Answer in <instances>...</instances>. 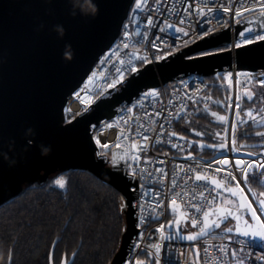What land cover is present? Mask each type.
I'll use <instances>...</instances> for the list:
<instances>
[{"label":"water","instance_id":"95a60500","mask_svg":"<svg viewBox=\"0 0 264 264\" xmlns=\"http://www.w3.org/2000/svg\"><path fill=\"white\" fill-rule=\"evenodd\" d=\"M133 1L0 0V206L19 197L29 186L45 185L70 170L91 173L117 190L123 199L125 226L119 248L109 264H121L126 259L128 246L137 231L133 201L138 182L126 178L121 171H113L95 155L98 150L92 136L100 123L113 120L120 107L129 105L140 94L151 93L184 75L204 78L214 75L218 79L224 70L264 73V40L234 50L227 48L231 37L237 40L252 33L256 18L250 16L237 22L232 32L228 27L213 32L167 58L144 65L119 88L106 90L84 111L66 121L68 100L117 39ZM210 51L214 54L201 55ZM251 128L264 132V122ZM195 143L200 148L221 150L208 146L220 143L197 140ZM240 146L264 149V140ZM212 180L219 181L208 177L204 182L213 186L216 193L233 200L235 206L210 208L208 224L220 223L229 210L239 219L224 220L220 228L209 227L205 234L188 240L187 235L200 230L193 227L181 206L173 203L177 207L168 206L166 232L173 233L184 243H194L222 232L263 244L258 237L239 235L235 230L264 231L260 222L252 219V209H247L248 202L241 190L220 181L217 188ZM256 197L264 209V197ZM241 204L245 207L241 208ZM177 220L178 225L174 223ZM245 221L249 222L247 226ZM228 227L234 231H225ZM53 249L54 245L48 264H53ZM192 255L195 264H200L196 247L192 248ZM72 259L67 263L63 260L61 264H70Z\"/></svg>","mask_w":264,"mask_h":264},{"label":"built area","instance_id":"2783aa9c","mask_svg":"<svg viewBox=\"0 0 264 264\" xmlns=\"http://www.w3.org/2000/svg\"><path fill=\"white\" fill-rule=\"evenodd\" d=\"M223 7H229L232 11L225 13ZM209 8L213 11L208 12ZM237 9L242 12L239 17L234 15ZM149 15L153 21L151 27L147 24ZM250 16L256 18L252 33L237 40L231 37L227 46L231 50L237 48V44H249L247 40L250 38H255L256 42L261 40L260 36H264V0H146V3L142 2L139 11L136 10L134 0L117 39L100 57L81 86L86 87V91L89 87L87 101L75 112L65 108L66 121L84 111L106 90L119 88L144 65L154 64L202 39L206 29H211L210 34L227 27L232 32L237 21ZM169 24L172 27H168ZM177 28L181 31H177ZM220 77L226 90L225 119L220 134L214 140L216 144L223 140L227 146L221 150H212L208 156L193 152L194 142L170 135L174 133L175 124L191 122L195 107L209 106L211 97L206 94L208 84L204 77L195 74L176 78L154 89L151 95L147 92L140 94L129 105L120 107L113 120L102 121L94 131L92 137L98 150L95 155L113 171H121L126 178L137 179L138 182L133 201L137 231L128 246L126 259L121 264H135L138 259L145 264H195L193 247L198 250L200 264H239L241 260L243 264H264V243L246 237L215 232L200 241L184 243L178 241L173 233L166 232L169 202L180 205L190 222L192 219L197 220V231L202 227L205 211L225 205L224 196L216 193L213 186L195 180L197 173L235 186L240 181L238 188L248 204L251 203V209L256 211L260 224L264 223V213L256 194L248 183L243 182V174L236 166L237 160L244 162L240 167L246 169L248 177L256 176L264 184V149L243 148L239 142V134L244 129L264 122V105L245 106L249 99L245 92L250 91L254 85L264 87L261 83L264 76L246 71L224 70ZM237 96L240 97V116L236 115ZM249 110L254 113L255 122L244 115ZM241 118L245 122L239 124L237 150L233 151L232 125ZM145 135L150 138L147 142L143 140ZM97 138H100V144L96 143ZM133 139L138 145L136 149L132 148ZM103 143L109 147L102 148ZM140 145H143L142 149ZM101 152L105 154L101 155ZM113 157L115 163L112 162ZM224 158L230 160L227 165L215 163ZM247 164H252V167L247 168ZM217 168L222 170L217 172ZM229 173L235 175V181ZM176 193L181 195L177 196ZM158 203L163 207L157 208ZM192 204L200 211L193 208ZM161 225H164L163 232L158 231ZM134 244L139 247L134 248ZM233 250L237 253L235 257L232 256Z\"/></svg>","mask_w":264,"mask_h":264},{"label":"trees","instance_id":"16d2710c","mask_svg":"<svg viewBox=\"0 0 264 264\" xmlns=\"http://www.w3.org/2000/svg\"><path fill=\"white\" fill-rule=\"evenodd\" d=\"M205 80L206 94L221 100L226 97L225 88L218 84L219 78L212 75ZM201 117L207 119V111L197 106L189 125L199 123ZM183 131L182 137L194 143L201 138L191 135L189 127ZM256 132L251 127L244 129L239 134L240 144L264 140ZM210 136L209 141L216 144L217 135ZM195 146L196 154L210 155L209 150L196 143ZM57 178L64 180L63 188L54 184ZM248 184L253 191L264 192V184L256 176L250 177ZM123 208L122 195L117 190L87 171L70 170L45 185L29 186L19 197L0 206V232L7 233L0 240L15 245L12 264H48L53 245V264H61L63 260L67 263L71 257L70 264H109L119 248L125 226Z\"/></svg>","mask_w":264,"mask_h":264},{"label":"snow or ice","instance_id":"6c2138e0","mask_svg":"<svg viewBox=\"0 0 264 264\" xmlns=\"http://www.w3.org/2000/svg\"><path fill=\"white\" fill-rule=\"evenodd\" d=\"M142 2H145V3H146V0H136V10H137V11H139V10L141 9V4H142ZM244 10L246 11V10H248V9H244ZM200 11H203V10L200 9ZM207 11H208V12H212L213 9L209 8ZM231 11H232V9H230L229 7H223V12H225V13H229V12H231ZM234 15H235L236 17L241 16V15H242L241 10L237 9V10L235 11ZM237 22H239V21H237ZM180 23L183 24L184 21L181 20ZM147 24H148V26H150V27L153 26V21H152L151 15H149V17L147 18ZM168 27H172V25L169 24ZM160 31H163V29H160ZM177 31H181V29L177 28ZM249 31H251V30L249 29ZM210 32H211V29H206L204 34H210ZM185 34H187V33H185ZM204 34H202L201 38H203V35H204ZM241 35H243V33H241ZM157 39H159V37H157ZM254 39H255V38H250V39H248V40H247V43H253V42H254ZM259 39L264 40V36H260ZM240 46H241L240 44H237V45H236V47H240ZM125 47H127V45H125ZM213 54H214V52H211V51H210V52L201 53V55H213ZM132 70H133V71H136L135 68H133ZM261 83L264 84V81H261ZM110 86H114V85H110ZM148 94L151 95L152 93H148ZM77 96L79 97V94H77ZM248 98L251 99V98H252L251 95H250ZM236 100H237V102H236V104H235L236 115H237V116H240V111H239V110H240V103H239V101H240V97L237 96ZM156 115L158 116L159 113H156ZM212 115H213V116H217V113L213 112ZM244 115L247 116V117H250V118L253 120V122H255V115H254V113H253L251 110H249V111H247L246 113H244ZM218 119H219L220 121H224L225 117H223V116H219ZM262 119H264V117H262ZM244 122H245V121L243 120V118H241L239 121H237L236 123H234V124L232 125V140H231V144H232V150H233V151L237 150V147H236V145H237V139H236V136H237V131H238V128H239V124L244 123ZM105 127H110V125H105ZM142 127H143V125H142ZM161 127H163V126L161 125ZM255 134H256L257 136H264V132H256ZM170 135H175V133H170ZM197 135H200V133H197ZM217 135H219V133H217ZM118 139H119V138H118ZM149 139H150V138H149L147 135H145V136L143 137V140H144L145 142H147ZM180 139H184V137H180ZM96 143H98V144L101 143L100 138H97ZM137 146H138V145H137V142L133 139V142H132V148H133V149H136ZM208 146H209V147H218L219 149H224L227 145H226V143L222 140V142H221L219 145H208ZM101 147H102V148H108L109 145H108L107 143H103V144H101ZM117 147H119V144H117ZM142 147H143V145H140V148H141V149H142ZM104 154H105L104 152H101V155H104ZM248 155H252V153H248ZM133 159L135 160L136 157H133ZM112 162L115 163V158H114V157H113V161H112ZM229 162H230L229 158H224V159H221V160H217V161H215V163H216V164H219V165H227ZM161 163H163V162H161ZM243 163H244V162H242V161H240V160H237V161H236V166L239 168V170H240V171L242 172V174H243V182L248 183V182H249L248 173H247V171H246V169H245L244 167H240V165L243 164ZM209 167H211V165H209ZM246 167H247V168H251V167H252V164H247ZM221 170H222V169H220V168H217V169H216L217 172H219V171H221ZM157 171H162V170H161V169H157ZM133 175H134V176L136 175L135 171H133ZM229 175L231 176V179H232L233 181L236 180L235 175H232L231 173H229ZM194 178H195L196 181H207V180H208V177H207V176L202 175V174H199V173H197V174L195 175ZM55 183H56L57 185H59L61 188H63V187L65 186V182H64L63 179H58V180L55 181ZM212 183H213L217 188L220 187V183H219V181H217V180H212ZM239 183H240V181H237V187L239 186ZM173 186H175V181H173ZM227 190L230 191V192H233V189H231V188H228ZM233 194H235V193L233 192ZM176 195L179 196V195H181V193H176ZM185 195H187V193H185ZM200 195H201V197H203V193H202V192L200 193ZM260 195H264V192L260 193ZM213 200H215V197H213ZM262 203H264V202H262ZM168 206H169L170 208H176V207H177V205H175V204H173V203H171V202H169V205H168ZM191 206H192L193 208H195L197 211H200V209H199L195 204H192ZM137 207H140V205H137ZM156 207H157V208H160V207H163V205L158 203V204L156 205ZM240 207H241V208H244L245 205L241 204ZM246 207H247V209H251V208H252L251 203H249ZM262 211H264V209H262ZM203 215H204L205 220H204L203 226L200 228V232L197 233V234H189V235H187V236L185 237L186 239H188V240H194V239H196L198 235H203V234H205L206 231H207V229H208L209 227L220 228V227H221V224L224 222V220H228V219H239L238 216H233V213L229 210V211H227V214L224 216V218L220 221V223H213L212 225H209L208 222H207V217H208V215H209V212H208V211H205V212L203 213ZM245 215H247V212L245 213ZM251 217H252L253 220H257V221H259V218L257 217V214H256V211H255V210H252V211H251ZM174 223H176V224L178 225V224H179V221H178V220H177V221H174ZM248 223H249L248 221H245L246 226L248 225ZM192 225H193V227H195V226L197 225V220H196V219H192ZM168 226L170 227V226H172V225L169 224ZM260 227H261V229H264V223L260 224ZM235 230L237 231V233H238L239 235H243V236H249V235H252L253 237H258L259 239H261L262 241H264V231H260V232H248V231L240 232L239 229H235ZM158 231L163 232V231H164V225H161L160 228L158 229ZM225 231L231 233V232L234 231V228H232V227H228V228L225 229ZM139 238H140V237L138 236V239H139ZM133 247H134V248H135V247H139V245L134 244ZM151 247H158V246H156V245H152ZM205 251H206V249H205ZM236 254H237V253H236V250H233V252H232V256L235 257ZM135 264H145V262H144V261H141V260L138 259V260L135 261ZM239 264H243V261H242V260L239 261Z\"/></svg>","mask_w":264,"mask_h":264},{"label":"crops","instance_id":"0c3cea01","mask_svg":"<svg viewBox=\"0 0 264 264\" xmlns=\"http://www.w3.org/2000/svg\"><path fill=\"white\" fill-rule=\"evenodd\" d=\"M246 95L248 97L251 95V97H252V94L250 93V91L247 92ZM210 97H211V101L209 103V106L204 107L206 109V111H207V119L205 117H201L200 119L198 118L199 123H195L194 125L177 123L174 126L175 135H178V136L185 135V133L183 131V128L184 127H189L191 135L197 136V137H201L200 140L196 139L197 141L206 142L208 144H213V142L209 141L210 138L212 139L210 134L213 133L216 136L217 133L220 134V132L222 130L223 122L220 121L218 119V117L219 116H223V114H224L223 107L225 106V101H224V99L221 100L218 97H214V96H210ZM258 97L261 98V100H260L261 102L264 101V91L263 90H262V92L260 93V95ZM248 101L249 100L247 99V102ZM213 112L217 113V116H213L212 115ZM202 124H205L206 126L207 125L208 126L207 127L201 126ZM197 133H200V135H197ZM189 141L194 142L192 139H190ZM195 147L196 146H195V143H194L193 148H195ZM204 149L208 150L206 148H204ZM209 151L211 152L212 150H209Z\"/></svg>","mask_w":264,"mask_h":264},{"label":"rangeland","instance_id":"374dc122","mask_svg":"<svg viewBox=\"0 0 264 264\" xmlns=\"http://www.w3.org/2000/svg\"><path fill=\"white\" fill-rule=\"evenodd\" d=\"M221 78L222 77L219 78L220 80H219L218 84H219V86H221L222 88H224V83H223V81H222ZM263 88L264 87H260V86H257V85H254L253 86V89L250 90V93L252 94V98L251 99H248L249 101L246 103V105H245L246 107H251V106L257 107L259 105H264V101L261 102L260 101L261 98L258 97L260 95V93L262 92ZM78 90L79 91H85L86 90V87H82V88L80 87ZM58 179H61V178H57V179H55V181L58 180ZM55 181H53L54 184L56 186L60 187L59 185H57L55 183ZM254 193L256 194V196H258L262 192L254 191ZM260 196L264 197V195H260ZM224 203H225V205H228V206H235V202L233 200H231L229 197H226V196H224Z\"/></svg>","mask_w":264,"mask_h":264},{"label":"bare ground","instance_id":"6f19581e","mask_svg":"<svg viewBox=\"0 0 264 264\" xmlns=\"http://www.w3.org/2000/svg\"><path fill=\"white\" fill-rule=\"evenodd\" d=\"M257 75L261 76V77L264 76V74H257ZM77 94H79V97L77 96ZM89 94H90L89 87H88L87 91L86 90L85 91L77 90L71 96V98L68 100L67 105H66V110L67 111H73V112L78 110L79 106L87 101Z\"/></svg>","mask_w":264,"mask_h":264},{"label":"flooded vegetation","instance_id":"af4514ba","mask_svg":"<svg viewBox=\"0 0 264 264\" xmlns=\"http://www.w3.org/2000/svg\"><path fill=\"white\" fill-rule=\"evenodd\" d=\"M10 235L13 234V232H8ZM5 235L7 233L0 232L1 235ZM14 244L4 243L2 240H0V262L1 264H12V257L14 254ZM3 261V262H2Z\"/></svg>","mask_w":264,"mask_h":264}]
</instances>
